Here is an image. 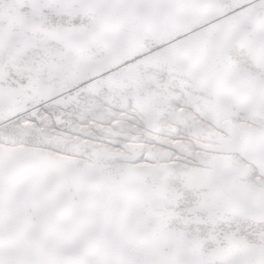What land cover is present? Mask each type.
I'll list each match as a JSON object with an SVG mask.
<instances>
[{"label": "snow or ice", "instance_id": "6c2138e0", "mask_svg": "<svg viewBox=\"0 0 264 264\" xmlns=\"http://www.w3.org/2000/svg\"><path fill=\"white\" fill-rule=\"evenodd\" d=\"M0 264H264V0H0Z\"/></svg>", "mask_w": 264, "mask_h": 264}]
</instances>
